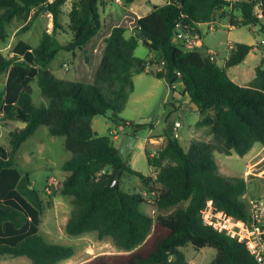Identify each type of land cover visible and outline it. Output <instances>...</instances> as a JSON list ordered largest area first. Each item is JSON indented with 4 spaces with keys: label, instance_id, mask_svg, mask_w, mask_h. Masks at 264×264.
Masks as SVG:
<instances>
[{
    "label": "trees",
    "instance_id": "obj_1",
    "mask_svg": "<svg viewBox=\"0 0 264 264\" xmlns=\"http://www.w3.org/2000/svg\"><path fill=\"white\" fill-rule=\"evenodd\" d=\"M90 1L73 3L69 22L63 25L60 15L65 0H0L2 43L14 21L24 22L22 29L28 30L30 21L45 12L53 25L36 47L18 40L7 55L0 51V78H5L0 90L3 124H24L9 132L7 146L0 143V258L59 264L74 255L72 246L47 243L40 235L44 201L13 160L44 126L50 136L64 137L70 154L61 167L66 175L59 189L71 204L64 232L74 237L96 233L101 240L110 239L120 252L98 255L84 264H186L180 248L187 244L216 249L209 264H257L244 241L205 225L203 213L210 202L217 212L244 224L250 221L245 180L223 176L214 153L242 157L254 144L264 145V45L253 80L240 86L226 69L243 63L254 46L234 44L221 68L207 51L177 46L174 35L177 24L195 28L213 22L217 14L228 19L230 27L254 26L264 31V0H170L139 19L124 11L116 20L101 19L97 0L91 7ZM61 30L71 34L69 42H58L56 34ZM129 30L134 33L125 39ZM139 44L159 58L135 57ZM77 51L83 53L84 65H75L74 81L59 80L48 70L59 53ZM152 66L157 70L148 71ZM143 73L164 79L171 87L180 81L198 107L196 131L205 129L211 136L208 142H191L185 151L173 132L166 134L161 150L152 157L146 153L147 164L157 169L155 178L132 169L113 139L99 136L91 127L93 118L110 113L113 122L129 126L133 134L144 128L119 117L133 92V76ZM32 82L43 99L39 106L32 103ZM124 175L136 177L155 197L154 218L142 210L146 201L141 193L120 188Z\"/></svg>",
    "mask_w": 264,
    "mask_h": 264
},
{
    "label": "rangeland",
    "instance_id": "obj_2",
    "mask_svg": "<svg viewBox=\"0 0 264 264\" xmlns=\"http://www.w3.org/2000/svg\"><path fill=\"white\" fill-rule=\"evenodd\" d=\"M78 0H65L64 5L61 8L60 22L68 21V13L71 9L73 3ZM106 1V0H104ZM122 7H118L117 4L111 0L105 3L109 4V8L114 12L120 11L122 9H127L134 11L136 14H147L152 10L153 3L158 2V0H133L132 2H126L122 0ZM47 13H40L38 16L41 18L34 17L30 21V27L28 30H23L25 23L22 21H14L7 28L8 38L4 43L0 42V51L7 55L10 48L6 46L8 44H14L17 37H22L32 46L39 44L40 39L43 35L40 32V27H47L48 19L46 17ZM116 14V13H115ZM239 19V13H232ZM39 18V20H38ZM262 21V18H260ZM213 26L215 30L212 32H206L207 27L201 25V35L198 39L197 50L206 51L207 48L216 53L215 63L219 67L224 66V60L228 56L229 46L234 45L235 42L240 44H246L254 46L256 48L252 55L257 58L262 57V49L264 45V31H261L259 27L245 26L240 28H234L233 31H229L228 19H220L217 17L213 21ZM47 29V28H46ZM52 29V26H51ZM59 34L57 32L56 36ZM71 34L67 31L65 35L57 37L58 41L62 44L66 43L63 40H68ZM177 46L181 47L177 44ZM183 48V47H181ZM185 51H191L193 49L183 48ZM153 55L156 59L159 58L158 53H150L149 50L142 44H139L134 51V56L140 59H148L150 55ZM66 53L61 52L54 59L53 65L57 68V76L64 78L65 81L73 80L74 60L75 57L68 59L67 61ZM67 64V68L70 72H65V67L62 62ZM61 65V66H60ZM245 66V64H244ZM238 66L233 67L229 70V74H234L238 70L244 68ZM150 70H157L156 66L149 68ZM4 77L0 78L2 83ZM32 103L35 106H39L43 103V99L40 95V91L37 87L36 82L31 83ZM149 94L152 96L149 97ZM128 98L125 109L121 112L119 117L127 122H132L135 124L151 122L154 126V132L156 134H172V129L174 122H178L180 125V130H178L177 140L181 147L186 150L193 140L195 134L198 112L192 107V103L188 95L184 92L183 84L178 81L171 87L165 81L154 80L149 76H142V80L136 86L134 92H132ZM8 134L3 138L2 142L5 146L8 145L9 132L18 129V124L9 122L5 126ZM1 132H6L4 129ZM94 130L99 136H109V131H113L117 134V140L114 142L115 145H119V138L122 134H132V129L129 126H124L118 122H113L111 119V114L107 113L104 116H97L94 120ZM149 132V127L144 126L136 132V136L139 138V143L143 142ZM207 130L203 129L198 132V137L201 140H206L208 137ZM211 137V136H210ZM65 139L64 137H52L49 135L46 127H39L36 132L20 147L14 156V162L16 168L23 175H28L31 181L32 187L37 190L44 201L45 211L41 217V225L39 227L40 235L47 241L53 244H60L66 246H72L74 250L78 251L79 246L84 240L94 239L96 237L95 233L83 234L81 236H69L64 232L63 221L69 215L71 210L70 201L63 196H60L59 189L54 191L51 195L45 194V187L48 180L56 178L61 184V180L64 178L62 175V165L69 159L70 154L65 150L64 147ZM131 155L134 154L133 166L134 169L146 174L149 177H153L152 174H148V165L146 162V156L139 152L137 146L130 151ZM218 164L221 160H226L228 167L230 169V174L237 175L242 173L244 168V160L237 154H233L231 157H226L225 155H216ZM222 167V166H221ZM156 171V170H153ZM155 178V176L153 177ZM120 188L125 192H138L141 193L145 198V203L143 205V210L150 217L154 218L156 215V210L153 207L155 197L149 193V190L145 188L140 181L134 176L124 175L120 182ZM210 203V202H209ZM63 224V225H62ZM47 234L53 235L55 238L53 241L48 239ZM84 246V245H83ZM85 246H87L85 244ZM94 250V254H118L113 246L105 245L101 248H94L92 243L89 244ZM83 249V248H82ZM186 258V264H209L216 256L217 251L214 248L204 247L202 249H196L193 245L187 244L180 248ZM19 262H13V264H30V262L21 258L18 259Z\"/></svg>",
    "mask_w": 264,
    "mask_h": 264
},
{
    "label": "crops",
    "instance_id": "obj_3",
    "mask_svg": "<svg viewBox=\"0 0 264 264\" xmlns=\"http://www.w3.org/2000/svg\"><path fill=\"white\" fill-rule=\"evenodd\" d=\"M106 1H108V0H106ZM106 1H104V0H97V8H98V11H99V14H100V17H101V19H105V18H107L108 16H112L115 20L116 19H118L122 14H123V12L125 11V12H128V13H130L132 16H134V17H136L137 19H139V18H141V17H144V16H146V15H148V14H150L153 10H154V8L155 7H159V6H162V5H164L165 4V2L167 1V0H158V2H156V3H153L152 4V6H153V8H152V10H150V12L149 13H147V14H143V15H140V14H136L134 11H131V10H127V9H122V10H120V11H117V12H114L113 10H111L110 8H109V4H107V3H105ZM110 2H111V0H109ZM126 1V0H125ZM133 1V0H132ZM131 1V2H132ZM113 2L115 3V4H117V6L118 7H122V5H123V2H122V0H121V4H118V3H116L114 0H113ZM127 2V1H126ZM102 3H105V6H102ZM32 13H34V10L32 11ZM116 13V14H115ZM46 15V17L47 18H49L48 19V22H47V29L45 28V27H43V25H42V27H40V32H41V34L44 32H47V33H50L51 31H52V29H51V26H53L52 25V17H51V15L50 14H45ZM39 17V16H38ZM39 18H41V16L39 17ZM39 18H38V20H39ZM66 24H68V21H63V25H66ZM207 23H203V24H198V25H196V27L194 28L195 30H196V32H197V34L199 35V37H200V35H201V29H200V27H201V25H205L206 27H207V25H206ZM207 30V29H206ZM234 30V28H232V29H229V31H233ZM66 32L67 31H65V30H61V31H59V34L56 36V39H57V37H59V36H61V35H65L66 34ZM133 30H129V31H127V32H125V34H124V37H125V39H129L132 35H133ZM18 40H22V41H24V42H26V43H28L26 40H24L22 37H17V39H16V41H15V43L18 41ZM58 40V39H57ZM71 40V37L70 38H68V40H63L64 42H69ZM59 42V41H58ZM175 42V41H174ZM14 43V44H15ZM60 43V42H59ZM236 43H238V42H235V44ZM13 44V45H14ZM29 44V43H28ZM62 44V43H61ZM13 45L12 44H8L6 47L7 48H12L13 47ZM31 45V44H30ZM38 45V44H37ZM36 45V46H37ZM32 46V45H31ZM36 46H32V47H36ZM232 46L233 45H230L229 46V50L232 48ZM255 50H256V48H253V50L246 56V58H245V60L243 61V63H241L240 65H238V66H242V64H243V66H244V64H245V66H244V68L242 69V70H238L236 73H232V74H229V70H232L233 69V67H231V68H228V69H226V73H227V75H228V77L234 82V83H236V84H238V85H240V86H246V85H248L252 80H253V78H254V76H255V68H256V66L259 64V61H260V59H261V57L260 58H257L255 55L253 56L252 55V52H255ZM206 51H207V53H215V52H213V51H211V49H209V48H207L206 49ZM66 53V52H65ZM216 54V53H215ZM229 54V53H228ZM12 54H10V56H11ZM58 56V55H57ZM56 56V57H57ZM216 56V55H215ZM262 56V55H261ZM55 57V58H56ZM66 57H67V60L68 59H70V58H72V57H75V60H74V69H71L72 71H73V74H74V76H73V80L72 81H74L75 79H76V77H77V73H76V70H75V65H80L81 67H83V53L82 52H80V51H77L74 55H73V53H66ZM228 57V56H227ZM227 57H226V59H227ZM151 58H155L152 54L148 57V59H151ZM148 59H146V60H148ZM226 59L224 60V63H225V61H226ZM67 60H64V61H67ZM53 61L54 60H52L51 62H50V64L48 65V70L57 78V79H59V80H63V81H65L64 80V78H62V77H59V76H57V68L56 67H54V65H53ZM64 61L62 62V64H65L64 63ZM67 65V64H66ZM61 66V65H60ZM238 66H235L236 68L238 67ZM234 67V68H235ZM221 68H224V66L223 67H221ZM70 70V71H71ZM68 69L66 70L65 69V72H70ZM148 71H155V70H150V69H148ZM142 76H149V77H151V78H153L154 80H158V81H165L164 79H161V80H159V79H156V78H154L153 76H151V75H149V74H147V73H143V74H138V75H134L133 76V86H134V89H133V92L135 91V89H136V86L138 85V83H140L141 82V80H142ZM166 82V81H165ZM167 83V82H166ZM4 84H5V78H4V80H3V82L1 83L0 82V90H2L3 89V87H4ZM168 84V83H167ZM30 87H31V84H30ZM31 90H32V88H31ZM150 96H152V94H149V97ZM130 97V96H129ZM94 120H95V118H93L92 120H91V127H92V129H93V131H95L94 130ZM198 120H199V113H198V117H197V122H198ZM12 123H16V124H18V129H21V128H23L24 127V124L23 123H20V122H12ZM140 124H142V125H146V126H148L149 127V132H148V134H147V136H146V138H144V140H143V142L141 143H139V138L137 139V141H136V143H135V145H134V147L132 148V149H134L136 146H137V148H138V150H139V152H142L145 156H146V153H148L151 157L152 156H154L159 150H161L162 149V147L165 145V142H166V138H165V136H163L162 134H156L155 132H154V126H153V124L151 123V122H145V123H140ZM3 129L6 131V128L5 127H3ZM180 130V129H179ZM198 132H200V131H195V134H194V136H193V140L191 141V142H193V141H201V142H208V141H210L211 140V137L210 136H208L207 138H206V140H201V139H199V137H198ZM7 134H8V130L6 131V132H1L0 131V143L1 144H3V142H2V140H3V138H5L6 136H7ZM133 134V133H132ZM134 135H136V134H134ZM112 139H113V141L114 142H116V140H117V138H113V137H111ZM190 142V143H191ZM190 145V144H189ZM116 147H117V145H115ZM189 147V146H188ZM131 149V150H132ZM188 149V148H187ZM186 149V150H187ZM130 150V151H131ZM185 150V151H186ZM130 151H128V153H127V162H128V164H129V166L132 168V169H134V166H133V159H134V154H132L131 155V153H130ZM234 153H232L231 155H229L230 157L233 155ZM216 155H221V154H219V153H217V152H215L214 153V160H215V163H216V165H217V167H218V169H219V172L223 175V176H226V177H240V178H243L244 180H245V182H246V186H247V191H246V194H245V196H244V199H245V201L249 204V205H251V204H264V145H261V144H259V143H256V144H254L253 145V147L251 148V150L246 154V155H244V156H242V160H244V168H243V171H242V173H240V174H237V175H233V174H230V169H229V167H228V164H227V162H226V160H221V163L220 164H218V162H217V159H216ZM226 157H228V156H226ZM146 162H147V157H146ZM148 165V164H147ZM222 166V167H221ZM148 169H149V171H148V174L150 173V174H152L153 175V177L154 176H156V173H157V169L155 168V167H152V166H149L148 165ZM135 170V169H134ZM153 170H156V171H153ZM137 171V170H136ZM143 174V173H142ZM62 175L65 177V173L62 171ZM143 175H145V176H147L146 174H143ZM152 177V178H153ZM61 196V195H60ZM69 201H70V199L68 198V197H66ZM210 205H211V203H210ZM154 207V206H153ZM142 210H143V207H142ZM144 211V210H143ZM69 214H70V212H69ZM147 214V213H146ZM148 215V214H147ZM68 218H69V215L66 217V219L63 221V223H64V225L62 226V229H63V227H65V225H66V222H67V220H68ZM41 225V224H40ZM40 231V230H39ZM96 234V233H95ZM46 235H47V237H48V239H50V241H53L55 238L53 237V235H51V234H47L46 233ZM44 239V238H43ZM45 240V239H44ZM46 241V240H45ZM47 242V241H46ZM47 243H50V244H53V243H51V242H47ZM90 243H92L93 245H94V248L95 247H97V248H101V246H103V244H104V246L105 245H109V246H113L114 247V245H113V243H112V241L110 240V239H108V238H106V239H99L98 237H97V235H96V237L94 238V239H87V240H84L82 243H81V245L79 246V249H78V251H76V250H74V255L71 257V258H69V259H67V260H65V261H62V262H60L59 264H84V263H86V262H88L89 260H91L92 258H94V257H96V256H98V255H103L102 253H98V254H94V250L93 249H91L92 247L91 246H89V244ZM85 244L87 245V246H85ZM84 245V246H83ZM83 248V249H82ZM115 248V247H114ZM116 249V248H115ZM116 251H117V253H120L119 252V250L118 249H116ZM18 259H21V258H10V257H3V258H0V264H13V262H19V261H17ZM26 259V258H25ZM31 264V263H30Z\"/></svg>",
    "mask_w": 264,
    "mask_h": 264
},
{
    "label": "built area",
    "instance_id": "obj_4",
    "mask_svg": "<svg viewBox=\"0 0 264 264\" xmlns=\"http://www.w3.org/2000/svg\"><path fill=\"white\" fill-rule=\"evenodd\" d=\"M116 3L121 4V0H114ZM235 1V0H229ZM52 2V0H48ZM167 0L165 4L169 3ZM257 17L262 18V12L258 10ZM206 32H212L215 30L213 22L207 23ZM233 27L229 26V29ZM199 35L192 27L183 26L181 24L176 25L174 41L183 48L194 49L198 45ZM211 60L215 62L216 54L209 53ZM67 70V65L63 64ZM179 76V74H178ZM3 113L0 112V131L4 126L2 120ZM180 129L179 123L174 122L172 132L174 136L178 137V130ZM109 135L113 138H117V134L113 131H109ZM61 184L56 178L48 180L45 187V194L51 195L54 191L58 190ZM203 222L207 226H211L216 231H223L227 236L237 239L238 241H244L245 246L254 258L257 264H264V204H251L250 205V221L248 224H244L230 216H227L223 212H217L213 210L210 203L207 204V208L203 213Z\"/></svg>",
    "mask_w": 264,
    "mask_h": 264
},
{
    "label": "water",
    "instance_id": "obj_5",
    "mask_svg": "<svg viewBox=\"0 0 264 264\" xmlns=\"http://www.w3.org/2000/svg\"><path fill=\"white\" fill-rule=\"evenodd\" d=\"M94 2V0H91L89 2V6L91 7L92 3ZM192 107L195 111H198V107L192 103ZM138 137L134 134H122L121 137L119 138V145L117 147L118 153L119 155L126 160L127 159V153L128 151H130L136 141H137ZM121 173H119L118 178L120 177ZM118 184L119 181L118 179H116L112 185L113 188H118Z\"/></svg>",
    "mask_w": 264,
    "mask_h": 264
}]
</instances>
